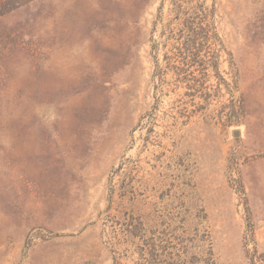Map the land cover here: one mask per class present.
<instances>
[{
    "label": "rangeland",
    "instance_id": "obj_1",
    "mask_svg": "<svg viewBox=\"0 0 264 264\" xmlns=\"http://www.w3.org/2000/svg\"><path fill=\"white\" fill-rule=\"evenodd\" d=\"M0 264H264V0H0Z\"/></svg>",
    "mask_w": 264,
    "mask_h": 264
}]
</instances>
